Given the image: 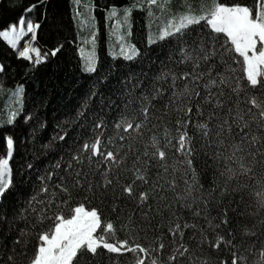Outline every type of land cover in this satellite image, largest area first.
<instances>
[{
  "label": "snow or ice",
  "instance_id": "6c2138e0",
  "mask_svg": "<svg viewBox=\"0 0 264 264\" xmlns=\"http://www.w3.org/2000/svg\"><path fill=\"white\" fill-rule=\"evenodd\" d=\"M46 7L47 0H30L16 22L0 29V39L33 73L64 49L63 43L43 50L37 44ZM145 7L150 18L168 15L142 51L126 36L133 8ZM35 12L40 16L28 15ZM88 12L94 30L83 43L91 47L82 44L78 52L82 73L96 78L65 123L81 122L91 135L77 140L61 128L63 134L41 148L72 140L66 155L43 167L25 162L22 173L16 170L18 180L11 163L16 139L3 137L0 264H120L124 254L131 255L129 264H264V0L112 5L106 20L118 44L110 56L135 63L99 73V29L91 6ZM73 19L88 23L79 8ZM23 92L17 85L12 93L21 105ZM94 98L100 112L115 113L111 135L105 136L108 122L92 107ZM16 115L11 112L7 123ZM149 125L157 131L142 141ZM197 134L208 157L203 169L196 162ZM17 221L25 227L14 229Z\"/></svg>",
  "mask_w": 264,
  "mask_h": 264
},
{
  "label": "trees",
  "instance_id": "16d2710c",
  "mask_svg": "<svg viewBox=\"0 0 264 264\" xmlns=\"http://www.w3.org/2000/svg\"><path fill=\"white\" fill-rule=\"evenodd\" d=\"M136 0H81L79 5L74 3V0H47L46 19L42 23L41 29L38 30V46L51 48L57 43H63L64 49L62 54H58L56 58L52 59L49 64L40 66L38 72L33 73L29 70V62L18 58L14 50L6 45L0 39V63L5 65V70L0 72V156L6 154V147L3 142V137L6 134H12L16 139V151L14 152L11 161L14 171V180L19 177L15 175L16 170L21 169L22 165L31 161L41 167L54 162L59 158V155H66L69 146L72 145V140H68L65 144L63 141L54 142V150H45L41 145L48 143L53 135L61 132V128L67 130L69 136L81 140L84 137L91 135L90 128L85 129L79 126L81 122L65 123L70 117L75 116V109L79 107L80 97L87 85L96 78V74L88 75L81 71V60L78 49L84 44L91 32L94 30L89 25L91 24L90 14L88 12L89 6L93 8L96 27L99 29L97 35V54L99 57L98 73L109 65L119 66L125 62L121 58L115 60L110 56V47L116 42V32L113 28V22L106 20L107 10L112 5L121 7H129L133 5ZM180 0H173V7L179 4ZM30 3V0H1L0 1V29L11 22H16L18 17L23 13L22 9L25 5ZM83 13V19L88 23L81 25L79 19L74 20L73 16L76 9ZM158 13L157 9H154ZM31 17H39L40 12L28 14ZM167 13L150 18L148 16L147 8L133 9L131 17V36L128 38L137 45L142 51L147 47V37L151 33L153 37L156 36L158 26L166 21ZM150 25V27H149ZM125 31V30H124ZM123 31V32H124ZM157 47V45H153ZM140 69L137 68V71ZM144 72L151 75L147 66L143 68ZM73 81H77L79 87L74 86ZM17 85H23L24 92L22 98V105L18 101H14L12 94ZM101 92L105 91V83L99 85ZM112 99L120 104L121 98L113 96ZM92 107L104 116L108 122V128L105 136L111 135L114 132L111 121L115 113L109 109L100 112L96 105L95 98ZM115 107V105H113ZM136 107V105H133ZM13 111H19L14 124H8L7 120ZM29 115L31 119H25ZM171 120L174 121L175 114H172ZM41 124L44 127H41ZM60 125L61 127H57ZM149 125L144 129V136L142 141H147L152 132L157 131L148 129ZM169 127H173L170 123ZM35 129V131H33ZM190 133L194 131L189 128ZM137 147H142V144L135 142ZM202 141L199 140L197 134V141L195 147L198 149V156L196 162L200 169H203L208 157L204 155V149L200 147ZM214 147V146H212ZM47 151V155H44ZM212 148L208 149L210 153ZM178 157V154H176ZM174 159V150L169 152L168 160L172 163ZM212 169H208L207 173L202 172V183L205 187L208 186ZM11 199V197H9ZM246 199L248 197L246 196ZM242 207V206H241ZM212 215H216V210H212ZM230 218L235 223L234 214H230ZM15 228H24V221H17L13 226ZM123 236V233H121ZM34 242V241H33ZM32 245H29L31 251ZM19 250V249H18ZM131 260L130 254H124L120 257V264H129Z\"/></svg>",
  "mask_w": 264,
  "mask_h": 264
},
{
  "label": "rangeland",
  "instance_id": "374dc122",
  "mask_svg": "<svg viewBox=\"0 0 264 264\" xmlns=\"http://www.w3.org/2000/svg\"><path fill=\"white\" fill-rule=\"evenodd\" d=\"M0 1H1V0H0ZM131 6H132V5H131ZM133 9H140V8H133ZM132 13H133V10H132ZM132 13H131V15H132ZM131 17H132V16H131ZM164 23H165V21L162 22V25H163ZM162 25H161V26H162ZM123 31H124V29H121L120 32H119V34H121V35L124 34ZM150 34H151V33H150ZM156 34H157V32H156ZM153 38L155 39V37H153ZM24 39L27 40L28 37H25ZM126 40H127L128 42H130V43H133V42L128 38V36H126ZM23 42H24V41L21 42V45H23ZM97 43H98V41H97ZM117 44H118V40H117V36H116V42H115V44L111 45L110 49L116 47ZM84 47L87 49V48H90L91 45H90V46L84 45ZM97 49H98V47H97V44H96V51H97ZM14 101H17V98H16L15 96H14ZM16 112H17V111H16ZM18 113H19V111L17 112V115H16L15 119L17 118Z\"/></svg>",
  "mask_w": 264,
  "mask_h": 264
}]
</instances>
